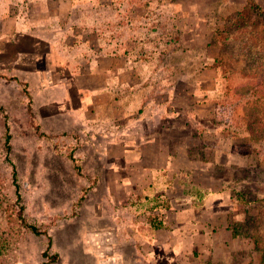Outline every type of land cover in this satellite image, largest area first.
Masks as SVG:
<instances>
[{
	"label": "rangeland",
	"instance_id": "obj_1",
	"mask_svg": "<svg viewBox=\"0 0 264 264\" xmlns=\"http://www.w3.org/2000/svg\"><path fill=\"white\" fill-rule=\"evenodd\" d=\"M75 1L71 15L61 20L57 40L62 42L55 39L48 41L52 46L41 47L24 40L12 48L15 55L24 54L11 57L4 44L11 32L0 36V264L95 263L89 254L95 250L98 220L113 214L106 202L114 191L106 190L112 181L106 174L111 159L89 156L112 153L113 138L104 135V144L98 129H84L90 121L83 111L76 117L66 114L62 98L55 95L69 77L86 74L102 55L127 56L138 70L129 106L142 103L141 109L128 106L126 117H113L115 125L130 126L139 136L154 117L143 116L149 112L146 104H153L155 116L167 109L164 128L150 129L146 144L152 135L155 140L148 150L173 151L185 142L196 179L205 183L201 191L184 189V194L222 210L232 202V264H259L254 240L237 231L249 218L264 227V135L258 131L257 141L248 130V116L264 97V84L254 93L256 84L264 82L259 70L264 64V19L246 0ZM255 2L264 11V0ZM158 103L163 104L160 113ZM174 108L183 128H172L178 119L172 120ZM125 161H116V167ZM178 177L171 179L172 185L188 182V175ZM164 204L155 208L166 213Z\"/></svg>",
	"mask_w": 264,
	"mask_h": 264
},
{
	"label": "crops",
	"instance_id": "obj_2",
	"mask_svg": "<svg viewBox=\"0 0 264 264\" xmlns=\"http://www.w3.org/2000/svg\"><path fill=\"white\" fill-rule=\"evenodd\" d=\"M74 1L0 0V36L5 37L7 29L11 32L4 42L8 47V53L12 54L10 56L13 57L14 54L12 48L20 46V42L23 41V44L24 40L33 42L30 43L32 46L34 44L41 47L52 46V42L48 41L54 42L61 36L58 34L62 33V30H59L63 26L61 20L71 15L74 9L73 3L77 2ZM58 21L61 23L59 24ZM61 40L57 41L62 42ZM22 54L24 52L19 51L14 55L20 57ZM92 64L94 66H90L86 74L81 72L79 75H74L77 78L69 77L66 84H62L64 90L57 92L60 95H55V98H62L66 114L76 117L78 112L83 111L84 117L86 115L90 121L84 129L88 131L98 129L100 140L104 144H106L104 135H112L113 138L112 153L105 151L94 153V151L89 156L97 160L111 159L106 165L109 169L106 174L108 180L112 181L108 182L111 185L108 184L106 190L114 191L111 195L112 199L106 202L112 207L113 214L98 220L95 250L89 254L91 262H95L94 264H232L234 238L230 231L228 216L232 202L225 201L226 208L222 210L214 203L203 202L200 197L195 199L196 197L191 193L186 197L184 189L189 190L188 192H198L203 189L205 182L201 184L202 182L196 179L198 171L194 163L187 159L186 151L183 150L185 142L173 151L148 150L147 145L155 140L152 135L151 142L146 144L152 134L150 129L152 128L153 131L163 129V124H166L163 123V116L168 118L169 111L166 109L164 115L155 116V113L152 114L153 104H146L145 108L148 107L149 112L145 111V114L141 115L155 118L148 120L151 127L145 129V125L142 124L145 130L139 136L136 132H131L130 126L123 129L124 126L115 125L113 118L115 115L123 118L128 115L126 113L130 108L141 109L142 103H138V106L136 104L129 106L133 102L132 95L135 91L132 87L136 83L138 70L131 66L132 63L127 56L102 55L93 60ZM77 79L80 81H76ZM109 87L112 88L110 93L105 90ZM155 106L157 113L163 110L162 103ZM174 111L171 114L172 120L175 116L178 119L172 123V128L174 125L176 129L183 128L184 124L180 123L181 113L175 108ZM138 114L140 116V110ZM54 115L59 119L60 114L57 115L56 112ZM89 139L94 140L93 137ZM137 143L141 147H138ZM120 159L126 161L118 168L116 161ZM187 175L188 182L183 183L185 187L182 182L172 185L173 177L179 176V179H185ZM159 202L165 203L166 213L156 209L160 208ZM146 207L154 210L147 211ZM149 213L152 216L148 215ZM195 260H199L200 263H196ZM84 263L87 264L88 261L85 260Z\"/></svg>",
	"mask_w": 264,
	"mask_h": 264
},
{
	"label": "trees",
	"instance_id": "obj_3",
	"mask_svg": "<svg viewBox=\"0 0 264 264\" xmlns=\"http://www.w3.org/2000/svg\"><path fill=\"white\" fill-rule=\"evenodd\" d=\"M246 2L254 14L259 15L261 18L264 19V11L256 4L255 0H246ZM259 70L261 73H264V64L259 65ZM262 84H264V82L256 84V86L254 87L256 92H254V93H256V94L260 93L257 88L262 87L263 86ZM255 106H256V109H254L255 113H250L248 116V118L250 119V122L248 123V130H249V134L251 135V137L253 139L259 141L258 137H260V136H259L258 131L262 132L261 134L264 135V131L262 130L264 124H262V121L260 120V118H261L260 114L264 112V97H262V99L259 103L256 102ZM262 118H264V117H262ZM9 141H10V135L7 134L6 135V148H7V150H9V148H10ZM12 177H13L12 182H13V185L15 187V194H16L17 199L20 201L21 196L19 193V186H18V183L16 180V171H15L14 166H12ZM23 209H24L23 206L19 207V218L24 223L23 216H22ZM254 220H256V219L255 218L254 219L253 218L247 219V221H245V224L243 223L240 225L241 228L239 231H237V234L244 235V236L252 238L254 240V243H255L254 248L256 249L258 254L260 255L259 264H264V235H263L264 233L262 232V229L264 227H260L261 224L257 225V222H255ZM28 228L34 234L38 233L37 229L33 226H28ZM260 228H262V229H260ZM50 244H51V239H48V248H49ZM57 257L58 256H55L54 260H56Z\"/></svg>",
	"mask_w": 264,
	"mask_h": 264
}]
</instances>
